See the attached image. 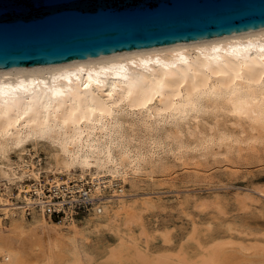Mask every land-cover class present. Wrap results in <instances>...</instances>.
Listing matches in <instances>:
<instances>
[{
	"label": "bare ground",
	"instance_id": "bare-ground-1",
	"mask_svg": "<svg viewBox=\"0 0 264 264\" xmlns=\"http://www.w3.org/2000/svg\"><path fill=\"white\" fill-rule=\"evenodd\" d=\"M261 146L264 26L0 69V264L70 255L81 263L85 234L75 218L55 220L30 204L43 174L56 185L89 180L100 199L95 218L111 220L138 204L124 186L139 174ZM218 254L202 264H220Z\"/></svg>",
	"mask_w": 264,
	"mask_h": 264
},
{
	"label": "rangeland",
	"instance_id": "rangeland-1",
	"mask_svg": "<svg viewBox=\"0 0 264 264\" xmlns=\"http://www.w3.org/2000/svg\"><path fill=\"white\" fill-rule=\"evenodd\" d=\"M176 162L127 181L125 191L139 201L115 219L97 220L95 211L75 218L85 234L80 264H202L218 253L220 264H264V146ZM11 192L21 204L18 188ZM69 257L57 264H71Z\"/></svg>",
	"mask_w": 264,
	"mask_h": 264
},
{
	"label": "water",
	"instance_id": "water-1",
	"mask_svg": "<svg viewBox=\"0 0 264 264\" xmlns=\"http://www.w3.org/2000/svg\"><path fill=\"white\" fill-rule=\"evenodd\" d=\"M264 26V0H0V69Z\"/></svg>",
	"mask_w": 264,
	"mask_h": 264
},
{
	"label": "built area",
	"instance_id": "built-area-1",
	"mask_svg": "<svg viewBox=\"0 0 264 264\" xmlns=\"http://www.w3.org/2000/svg\"><path fill=\"white\" fill-rule=\"evenodd\" d=\"M61 177L63 176L61 175ZM67 181L61 185H56L51 183L52 181L47 180L45 175H42L40 185H43V191L42 193H36L33 190V193H30L32 201L30 204L37 208L44 207L47 215L52 218L64 216L79 218L91 215L100 200L98 196L94 198L91 195L95 187L89 183V180L86 181L77 177ZM102 184L104 185V183ZM108 190H111V188H107ZM109 193L107 192L106 195ZM26 212L31 215L29 208H27Z\"/></svg>",
	"mask_w": 264,
	"mask_h": 264
},
{
	"label": "snow or ice",
	"instance_id": "snow-or-ice-1",
	"mask_svg": "<svg viewBox=\"0 0 264 264\" xmlns=\"http://www.w3.org/2000/svg\"><path fill=\"white\" fill-rule=\"evenodd\" d=\"M30 111H31L30 108L25 109V110H24V115L27 116V115L29 114Z\"/></svg>",
	"mask_w": 264,
	"mask_h": 264
}]
</instances>
